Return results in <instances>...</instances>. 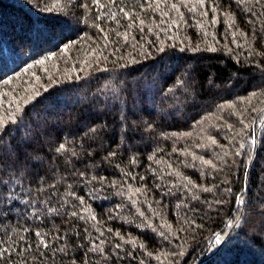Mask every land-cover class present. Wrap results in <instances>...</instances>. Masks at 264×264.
I'll list each match as a JSON object with an SVG mask.
<instances>
[{"label":"trees","instance_id":"1","mask_svg":"<svg viewBox=\"0 0 264 264\" xmlns=\"http://www.w3.org/2000/svg\"><path fill=\"white\" fill-rule=\"evenodd\" d=\"M5 120L0 264H264V0H0Z\"/></svg>","mask_w":264,"mask_h":264},{"label":"snow or ice","instance_id":"2","mask_svg":"<svg viewBox=\"0 0 264 264\" xmlns=\"http://www.w3.org/2000/svg\"><path fill=\"white\" fill-rule=\"evenodd\" d=\"M200 2L203 3V0H200ZM171 6H172V8H174V9L177 7L176 4H172ZM125 16H128V13H125ZM141 23H142V22H141ZM125 38H126V37H125ZM17 110L19 111V109H17ZM8 122H9V121H6V120H5V121H0V133H2V132L4 131V129H5V127H6V125H7ZM10 122H11V123H15V122H16L15 118L12 117L11 120H10ZM213 142H215V141H213ZM240 147L243 148L244 145L241 144ZM61 148H63V145H61ZM236 154L239 155L240 153L237 152ZM206 163H208V164L211 165V161H206ZM212 166L215 167V165H212ZM205 190H208V189H205ZM237 200H239V197H237ZM81 202H83V201H82V198H81ZM239 202H240V203H243L242 200H239ZM72 215L75 216L76 213L73 212ZM81 218H83V217H81ZM92 219H95V217H92ZM37 235L39 236L40 234L37 233ZM221 242H222V241H221V238H220V237H217V239H216V243H217V244H220ZM102 243H103V241H100V244H102ZM41 244H42L44 247H48V245L44 243L43 237H41ZM117 247H119V245H117ZM98 248H99V245H94V247H93V251L98 250ZM0 255H3V253L0 252Z\"/></svg>","mask_w":264,"mask_h":264}]
</instances>
